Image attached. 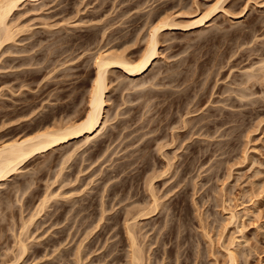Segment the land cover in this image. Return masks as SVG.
Wrapping results in <instances>:
<instances>
[{
    "label": "rangeland",
    "instance_id": "1",
    "mask_svg": "<svg viewBox=\"0 0 264 264\" xmlns=\"http://www.w3.org/2000/svg\"><path fill=\"white\" fill-rule=\"evenodd\" d=\"M177 1L24 0L9 16V24L22 31L0 46V142L43 125L82 119L96 51L125 50L136 60L150 8L162 4L165 12H159L181 26L163 31L152 70L134 77L117 67L108 72L107 120L98 136L67 159L83 136L36 153L0 183V264L15 258L20 240L30 245V254L14 264H54L66 241L58 243V250L56 244L44 246L59 234V224L51 221L60 206L72 207L67 215L73 218L80 202L87 204L84 211L93 228L87 226L66 243L72 247L68 264L79 261L71 253L83 235L88 246L81 258L77 255L78 264H104L110 245L116 250L127 246L124 209L150 204L154 196L158 212L145 218L128 215L146 254L154 249L160 257L155 261L151 254L150 264H230L227 248L237 254L232 264H264V83L244 78L246 71L261 67L264 0ZM215 1L220 5L209 18L194 24ZM219 118L226 122L200 129L203 122ZM184 119L200 131L189 132ZM113 185L118 195L132 197L110 206ZM41 198L43 209L23 228ZM241 207L248 210L238 212ZM230 211L236 215L230 217ZM35 246L43 247L32 255ZM126 248L119 252L126 254ZM121 256L119 264H125Z\"/></svg>",
    "mask_w": 264,
    "mask_h": 264
},
{
    "label": "bare ground",
    "instance_id": "2",
    "mask_svg": "<svg viewBox=\"0 0 264 264\" xmlns=\"http://www.w3.org/2000/svg\"><path fill=\"white\" fill-rule=\"evenodd\" d=\"M23 1L24 0H0V46H2V43L4 41L9 40V39L11 40V38L13 39L14 34H15L14 32H16V30H18V32H19L20 29H21V31H22V28H20L19 26H18L19 28L17 26H15L16 24L14 22H12L14 24H9V22H11L12 20H8V18L14 12V10L18 7V5L20 4V2H23ZM177 2L179 3V0ZM215 2L212 3L213 5L211 4L209 6V8H207V11L206 12L204 11L203 14H201V16H199L198 18H196L197 20L195 19L196 21H194L193 23L195 24L197 22H201L203 20L205 21L206 19H208L209 16H210V14L213 13L216 8H218V5H220L217 2L216 3ZM117 8H118V6H117ZM128 8L129 7L125 8V10H127ZM162 9H164V7L161 4V5H157L155 9L154 8H150L146 12L147 14H146V16L143 19L145 21V23L147 24V28L145 27L146 28V32H145V34L143 36H141L142 34L140 35V37H142V39L144 41L142 39H140V40H142L144 42V44H143V47L140 50V54H139V56L137 57L136 60H131L130 58H128V56L126 55L127 53H124L125 50L124 51H122V50L121 51H117L116 49L115 50H112L113 48L112 49L109 48L110 50L109 49H107V50L106 49L105 50L98 49L96 51L95 55L94 56L92 55L93 56V65H94V75L91 78L92 81H91V84L89 86L88 99L86 100L87 108L85 110V113H84L82 119H80V120H78L76 122H71L70 121V123H68V121H67V123L64 122L65 124L58 125V126L57 125H55V126L54 125L53 126L52 125L51 126L50 125H48V126L47 125L46 126L43 125L44 128H41L39 126L40 129H38L37 131L36 130L33 131V133H30L29 135H26V136L23 135L24 137H19V138H16L15 137L14 139L12 137L11 140H8V141L5 140V141L0 142V183L1 184H2V181L6 180L10 175L16 173L17 171H20L21 165L24 163V161L27 160L28 158H31L33 155H36V153L45 152L47 150H50L52 147H54L56 145H59V144H63L65 142H68L69 140H71L73 138H76L78 136H83V142H81L80 144H76L77 146H75V147L73 146L74 148L73 149L71 148L72 150H69L70 152H68L69 155L66 153V155H67L66 156V159H67V157L70 158V156L73 154V152L76 151L81 145H83L84 143H87L88 141H90L91 139H93L94 137H96V136H98L100 134L99 132L104 127V125L106 123V120H107V119H105L106 117H105V114L104 113L106 112L105 109H106V104H107V100H106V97H107L106 95L107 94H106V91H107V88L109 87V86L107 87V85H108V83H107V77L109 76L108 75V72L110 73V71H112V69H115L117 67V68H121L122 69V72L126 76H133L134 77V76L142 75L148 69L149 70H152L154 68V62L156 61V58L158 57V54H159V51H158V43H159L160 37H162L161 35L163 34V31L166 30V29H170L172 27L179 26V25L181 26V23H179L178 21L176 23L173 20L174 17L171 18L170 15L167 14V12L164 13L165 10H162ZM135 10L138 11L137 8ZM142 10H145V8L142 9ZM160 10H162L164 12L163 13H160L159 12ZM139 11H141V10H139ZM142 13H143V11H142ZM127 14H129V12L126 13V15ZM124 15H123V17H124ZM156 16H158L157 21L156 20L153 21ZM120 19H121V17H120ZM120 19H119V21H120ZM145 23H143V25H142L143 27L145 26L144 25ZM101 29L103 30L104 27H101ZM141 29H142V27H141ZM102 30L100 32L102 34L105 33ZM139 30H140V28H139ZM104 31H105V29H104ZM136 32H137V30H136ZM101 33H100L99 37L102 38ZM135 35H137V33H135ZM103 36H104V34H103ZM125 36L126 35L119 36V38H124ZM134 37L136 38V36H134ZM134 37H133L134 42L135 41H138V39L135 40ZM131 42L133 44V41H131ZM160 42H161V40H160ZM263 57H264V55L262 56V58L259 61V64H260L259 67L260 66L261 67L258 69L259 70L258 73H259L260 76L257 73V71H258L257 70V67H256V71L253 69V72L254 73H252V74H251L250 71H248L249 74L246 71V73H245L246 75H244V76H246V77H244L246 79L245 82L248 83L249 77L250 78H253L254 77L255 79L257 78V81H260L261 80L264 83V65H263L264 59H263ZM261 60H262V62H261ZM261 64L263 65V67H262ZM250 66H251V64H250ZM252 67H253V64H252ZM156 76H157V74H156ZM152 78L154 79L155 77L154 76H152V77L150 76V79H152ZM134 81H135V78H134ZM240 82H241V80H240ZM143 83H144V81H143ZM242 83H243V80H242ZM260 83L261 82H259V84ZM139 85H140V83H139ZM242 94L243 93H241L240 96ZM245 94L247 95V93H245ZM210 121H212V123L211 122L209 123L208 121L203 122V124L201 125V128H200V126H199V128L202 129L203 128L202 127L203 125H207L206 128H208L209 127V124L210 125H213L214 128L215 127L217 128L218 126H220L221 124H224V122H226V120H223V119H220V118L217 119V120L216 119H211ZM61 123H63V122H61ZM182 123H183L184 126L185 125L188 126V131L191 132V133H195V132L200 131L199 128H196V129H193L194 127L192 128V126H193V121L192 120H186V119H184ZM195 124H194V126H195ZM218 124H220V125H218ZM181 126H182V124H181ZM216 130H218V129H215V131ZM222 132L223 133H227L228 132L227 131V128H224ZM205 133H207V132H205ZM142 137H143V135H142ZM171 137H173V136H171ZM222 146H219L218 149L220 147H222ZM105 148H106V146H105ZM206 149L209 150V149H214V148H212V147H206ZM62 160L59 161V162H62ZM64 162H65V160H64ZM59 164H61V163H59ZM58 173L59 172L57 171V174ZM151 177H149L150 178L149 181L153 179V177H152V179H151ZM106 181H108V180H106ZM26 182H27V180H26ZM151 189H152V187H151ZM103 190H104V188L102 187V191ZM118 190L119 189H117V187L115 185H113L111 187V189L109 191V194H108L109 196L111 195L110 198L108 197L109 198L108 200H110L109 202L111 203L110 206H113L115 203H120V201H122L124 199H127V198L132 197V195H125V196L124 195H121V193H120V195H118ZM151 196H153V194ZM152 198L153 199L151 200V203L149 202L150 204H148V203L146 204V202H145L146 205L145 204L144 205L141 204V206H138V207L136 206V208H134V209H128V208L127 209H124L125 210L124 213H125L126 216H125L124 224H122V225H123V229H124L123 232L125 231L124 232L125 233V236H126V240L125 241L127 242L126 243L127 246H123V249L125 247H127L126 248L127 250L125 249L126 250L125 251L126 254H124V252H119L120 250H123V249H121V247L118 250H116L115 247H113L112 245H110V247L108 249H106V251L104 252V254L102 253L103 254L102 258L105 257V260L107 258L106 263H104V264H119L120 261L123 259V256H121V254H123V255L126 256L125 264H150L151 254L152 255L154 254L153 255L154 256L153 257V260H155V261L156 260L157 261L160 260V257L158 258L156 256V254L153 253L154 252L153 251L154 249H152V251L149 254H146V252L144 251V250H146L145 249L146 248L145 247L146 245L145 246H143V244L141 245V240L142 239H140V237L137 236V234H139V232L134 229L135 222L134 223H129L128 222V215H130L129 218H132V217L135 218L137 216H143L145 218V217H147V214H148V217H149L150 216L149 215L150 213H152V212H158L159 207H161V206L158 207V205H160V204L157 202V198L155 196L152 197ZM43 199H44V197H43ZM43 199L42 198L40 199L42 201H41V203H39V207L37 206L38 209H36V212L31 213L28 216L27 219H25L23 217L24 218V221L22 220L23 221V223H22L23 225H21V226H23V228H24V224L25 223L26 224L30 223L32 221V219L34 218V216L35 215H38V213H39L38 211L41 210V209H43L42 206H43V203H45L43 201ZM45 199H47V198H45ZM99 203L101 204V206L103 205V203H105V199H102V196L99 199ZM135 204H137V202ZM86 205L87 204H83V203L80 202V204L78 203L77 206H75V207L73 206L74 207L73 208V215H72V216H74L73 218L67 215L69 213L67 211H70L72 207H70L67 210V206H60L62 208L53 217V219L51 221V223H53V224H51L52 226L54 224H56V225L59 224L60 227L57 230L59 232V234L57 236V232H56V236L57 237L56 238L54 237V238L50 239L49 242L48 241L47 242H44L43 243L44 246L45 245L47 246V244H49V246H50V244L55 246V244H56V246H55L56 248L55 249L58 250L57 247H58L59 244H62V243L64 244L65 241H66V243H70V241L73 240V237H75L74 235L76 233H78V231L85 230L87 226L90 227V228L91 227L93 228V226H89L90 225L89 224V219H87L88 218L87 213H85V211H84L86 209V207H87ZM139 205H140V203H139ZM3 207H5V205ZM99 210H101L100 211V214L101 213L103 214V211H102L103 209L101 208ZM246 210H248V209L247 208H244V207H241L240 210L238 209V212L240 211L242 213H245ZM34 211H35V208H34ZM102 214L100 215L101 218H102ZM234 215H236V212L230 211V217H233ZM98 217H99V215H98ZM1 218L3 219V216ZM49 218H50V216H49ZM20 220H21V217H20ZM50 220H51V218H50ZM74 221L76 223V227L74 228V230H72L73 225H75ZM97 221L99 222V220H97V218H96V221H95L96 223H95L94 227L97 226V224H98ZM61 222H62V224H61ZM20 228L21 227L19 226V229ZM105 228H106V226H105ZM111 228H112V226H111ZM22 232H24V229H23ZM79 234H80V232H79ZM18 235H17V237H18ZM83 236L81 237L82 239H83ZM86 236H87V234L85 235V237ZM142 236H143V233H142ZM82 239L80 241H78L79 242L78 244H76V246H75L76 247V250H73L72 253H71V254H75V252H76V254L80 258L82 256V255L80 256V254L83 252V250H85L86 246H88V244H86L87 242L84 243ZM60 242H62V243H60ZM66 243L64 244L65 247H62L64 245H62V246L59 247L60 248V251L58 250V252H56L57 254L59 253L58 256H56L54 254L56 256L55 257L56 260H55V263L54 264H68V263H70V261H72L70 259V257H68V255L71 252V248L72 247L66 246ZM17 244H18V242L16 243V246H17ZM230 245L231 246L233 245L232 242H230ZM29 246H30L29 244L27 245L23 240H20L19 241V246H18L19 249L16 251V254L14 255L15 258L11 259V262H9V264H14V262L20 260L21 257L29 255L30 254V252H29V250H30L29 248L30 247ZM42 247H40V246L39 247H36L35 246L33 248V250L31 251L32 255H33V253H37L38 251H40L42 249ZM44 250H46V249H44ZM53 250H54V247L51 250V253H52ZM226 250H227V255L229 256V259H230V261H229L230 264H232L231 263V260H233L232 262L234 263V260L236 259L235 256L237 255L236 254L234 256L235 250H233L231 248H227ZM44 253L43 254L40 253V254L45 255ZM163 253H164V251H163ZM46 254H48L47 251H46ZM87 254L88 253H86V255ZM35 255L37 256L38 254H35ZM77 255H75V258H76V260L78 258L79 261H80V258ZM36 258H39V257H36ZM43 259H44V257H43ZM6 260H7V258H6ZM78 262L77 263L75 262V263L78 264ZM96 262H97V260H96ZM103 262H101V263H103ZM175 263H176V260H175Z\"/></svg>",
    "mask_w": 264,
    "mask_h": 264
}]
</instances>
